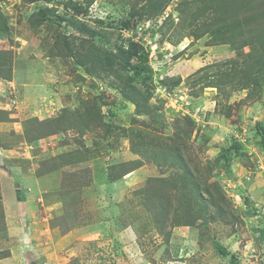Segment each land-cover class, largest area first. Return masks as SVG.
Segmentation results:
<instances>
[{"label":"rangeland","instance_id":"374dc122","mask_svg":"<svg viewBox=\"0 0 264 264\" xmlns=\"http://www.w3.org/2000/svg\"><path fill=\"white\" fill-rule=\"evenodd\" d=\"M259 126L264 0H0V264H264Z\"/></svg>","mask_w":264,"mask_h":264},{"label":"trees","instance_id":"16d2710c","mask_svg":"<svg viewBox=\"0 0 264 264\" xmlns=\"http://www.w3.org/2000/svg\"><path fill=\"white\" fill-rule=\"evenodd\" d=\"M50 1V0H46ZM82 7H77L76 12L77 14L82 12ZM86 11V10H85ZM42 17H45V11L42 10ZM133 14H136V11L133 12ZM63 18V17H62ZM131 20H125L123 21V24L125 26H130ZM81 25L83 28L90 33L92 36L96 35V30L90 28L86 23L82 22ZM120 56L126 61V64L131 68L132 70V75L128 77L130 81L134 80L137 77H144L146 78L147 76L144 75L146 71H152V68L149 65V51L145 49V47L138 41H130L127 46H122L120 49ZM103 58L106 60L107 63L112 62V56L110 53L105 54ZM258 130L260 131L262 135V140L264 144V128L263 127H258ZM231 148V147H230ZM232 148L237 150V152L240 150V146L238 143H234L232 145ZM229 151V149H227ZM229 160V157L227 156V161ZM19 186V185H18ZM16 186V187H18ZM20 187V186H19ZM21 188V187H20ZM19 196V190L16 191ZM22 197V196H21ZM217 249L224 255H228L229 251L226 250L225 248L222 247V245L217 244Z\"/></svg>","mask_w":264,"mask_h":264},{"label":"crops","instance_id":"0c3cea01","mask_svg":"<svg viewBox=\"0 0 264 264\" xmlns=\"http://www.w3.org/2000/svg\"><path fill=\"white\" fill-rule=\"evenodd\" d=\"M18 185L20 186V184H18ZM19 186L16 187V189H15V194H16V198H17L16 202H18V204L21 202V206L23 208L26 207L25 210H24V212H27L29 209H31V210L35 209L34 201H31V199L30 200L26 199L25 191L23 190L24 189L23 184L20 186L21 187V191H22V192H20L21 193L20 195L22 197L19 196V195H17V192L16 191L19 190ZM12 206H13V204H12ZM16 207H17V209H19V206L18 205H16Z\"/></svg>","mask_w":264,"mask_h":264}]
</instances>
